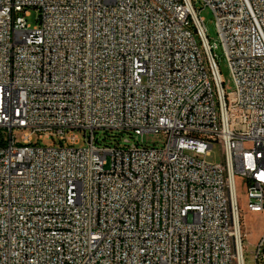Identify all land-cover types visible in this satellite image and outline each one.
<instances>
[{
	"label": "built area",
	"instance_id": "2783aa9c",
	"mask_svg": "<svg viewBox=\"0 0 264 264\" xmlns=\"http://www.w3.org/2000/svg\"><path fill=\"white\" fill-rule=\"evenodd\" d=\"M199 1L231 92L194 0H0V264H246L237 177L264 212V0ZM99 129L165 141L102 146ZM255 245L264 264V233Z\"/></svg>",
	"mask_w": 264,
	"mask_h": 264
},
{
	"label": "rangeland",
	"instance_id": "374dc122",
	"mask_svg": "<svg viewBox=\"0 0 264 264\" xmlns=\"http://www.w3.org/2000/svg\"><path fill=\"white\" fill-rule=\"evenodd\" d=\"M197 9H201L200 13L204 18V23L207 28V34L209 36L211 43H216L217 48L215 49L216 59L219 65L222 79L224 81V87L227 92H231L235 89L234 79L229 66V61L225 52L224 45L222 43L219 30L217 27V20L214 12L211 8L203 6L199 0H194ZM37 12L35 10L31 11V14L27 17L28 23L32 26L36 25ZM22 131L15 129L14 133L19 136ZM95 136L98 139V143L102 146L104 145H115L117 142L124 143L125 140L130 139L132 142L138 141L147 143L149 145L156 144L159 147L164 145V136L161 134H146V135H136L128 132H121L119 130H104L99 129L95 131ZM81 141L77 145L79 147L86 146L85 133L81 130H75ZM8 133L0 128V140L2 138H7ZM57 140V137H54ZM33 142L41 146H52L55 144L52 137L48 138L45 135L42 137L39 134L33 135ZM67 145V143H65ZM192 154L191 151H188ZM207 161L210 163H220L223 160L222 150L218 143H215L211 152V155L207 156ZM238 183V193L241 203V224L243 232L246 233V237L243 241L244 257L246 264H254L253 252L256 249V242L260 236L264 233V212L251 213L245 207V198L243 194V186L241 185V178L237 177Z\"/></svg>",
	"mask_w": 264,
	"mask_h": 264
}]
</instances>
